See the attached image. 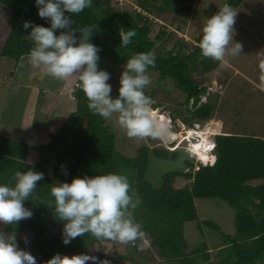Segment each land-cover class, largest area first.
<instances>
[{
	"label": "trees",
	"instance_id": "16d2710c",
	"mask_svg": "<svg viewBox=\"0 0 264 264\" xmlns=\"http://www.w3.org/2000/svg\"><path fill=\"white\" fill-rule=\"evenodd\" d=\"M112 1L93 0L91 8L72 17L73 28L77 30L85 26L95 28L91 42L101 49L99 68L108 72L116 68L122 74L128 59L140 52L153 51L157 57L156 67L150 68L149 74L158 75L160 81L174 82L187 97L185 111L189 117H183L184 126L191 128L197 122L207 125L216 112V104L206 97L210 87L207 77L223 64L201 58V32L198 37L192 32L196 44L189 43L184 37L179 38L178 47L163 55L155 51L156 42L151 38V16L156 13L157 17L153 19L164 26L174 24L170 16L177 17L180 20L175 27L182 30L180 22L196 12L190 4L193 0H137V5L147 15L136 13L135 17ZM244 1L226 0L225 4L235 10ZM193 19L196 22V17ZM25 21L49 26L38 16L35 0H0V57L12 60L14 67L28 56L34 46L26 37L30 29L24 30ZM121 29L125 32L134 29L137 33L127 48L120 46ZM176 32H164V35L176 39ZM79 35L77 33V37ZM111 85L113 97L118 96L120 80ZM74 96L78 104L76 112L63 127L51 133L47 144L33 147L0 135V183H9L16 171L29 168L45 174V179L37 183L35 198L25 202V206L34 212L33 217L15 227L16 232L35 233L33 242L27 245L22 240L18 242L21 248L37 258L38 264H46L58 253L69 257L87 254L100 261L104 259L105 246L115 247L116 242L100 241L90 234L64 245L61 237L63 222L56 220L52 209L47 207L53 202L50 189L54 183H71L75 178L107 173L128 175L134 198L140 200L135 220L141 224L162 264H264V138L214 133L210 141L216 144L213 149L216 163L200 167L197 171H194L192 163L185 160L187 156L183 152L155 150L153 155L157 159H171L190 167L189 172L175 171L163 175L161 186L155 188L145 181L151 162L149 149H141L136 159L123 156L116 148V134L106 125L104 118L88 110L87 99L80 87ZM149 96L154 99V92ZM200 96H203L202 105L192 111V100ZM171 113L175 119L180 118L178 113ZM30 152L38 155L34 165L28 163ZM178 179L186 180L184 187H177L175 182ZM204 198H221L236 211V234L234 237L222 234L224 244L217 248L215 259L208 243L204 241L196 248L185 237L186 223L199 218L195 200ZM204 225L221 232L220 226L212 222ZM199 229L202 230L201 225ZM12 230L11 226L6 227V231ZM143 243L138 240L136 249L139 250ZM128 259L135 263L133 257Z\"/></svg>",
	"mask_w": 264,
	"mask_h": 264
},
{
	"label": "clouds",
	"instance_id": "9594fccd",
	"mask_svg": "<svg viewBox=\"0 0 264 264\" xmlns=\"http://www.w3.org/2000/svg\"><path fill=\"white\" fill-rule=\"evenodd\" d=\"M35 6L38 16L49 26L36 25L31 21L23 24L25 31L30 29L26 37L34 45L28 53L33 68L41 69L61 81L76 78L79 85L72 90L74 100L77 102L74 95L80 87L87 99L88 110L106 121L115 116L116 123L129 139H151L165 146L180 139V133L173 128L172 115L154 108L155 100L146 94L152 83L149 69L156 67L157 57L153 51L137 53L127 60L120 76L118 96L113 97V87L109 83L111 74L99 68L101 49L91 42L95 28H73L72 17L91 8L93 0H35ZM237 14L232 6L225 4L215 15L207 18L199 41L201 58L223 64L227 56L241 55L242 44L233 39ZM150 20L153 18L150 17ZM136 36L134 29L126 32L121 29L120 46L127 48ZM260 69L264 73V63L260 64ZM261 80L264 81V75ZM199 124L202 130L208 125L197 122L195 126L186 128L185 132L193 127L197 130L190 133L191 138H188L183 154L189 158L197 156V166H213L217 160L213 152L216 144L210 141L212 133L208 135L206 131L198 130L201 128ZM176 151L175 148L173 152ZM64 174L67 175V172ZM44 179L43 172L29 168L16 171L9 183H0V264H38L30 251L20 247L15 227L33 217L34 212L25 206V202L35 198L37 183ZM134 196L126 173H107L75 178L71 183H54L50 189L53 202L47 207L52 209L56 220L63 222L61 237L64 245L90 234L97 240L121 245L144 241L139 246L140 251L150 240L135 220L140 200ZM5 226H11L13 230L5 231ZM22 239L25 245L29 243L27 236ZM147 246L146 249L152 248L151 242ZM89 261L92 264H108L106 260L99 261L87 254L69 257L59 253L46 264H89Z\"/></svg>",
	"mask_w": 264,
	"mask_h": 264
},
{
	"label": "rangeland",
	"instance_id": "374dc122",
	"mask_svg": "<svg viewBox=\"0 0 264 264\" xmlns=\"http://www.w3.org/2000/svg\"><path fill=\"white\" fill-rule=\"evenodd\" d=\"M112 3L118 4V8L121 10L131 12L133 17L136 16V13L145 15V12H140L141 9L138 8L137 0H114ZM225 3L226 0L224 2L223 0H193L190 4H192L193 9H196V12L193 11L186 20L180 22L183 26L182 30H177L175 27V24H179L180 20L177 17L170 16L171 23H174L172 26L170 24H165L164 26L163 24H158L159 22L155 19L151 20L153 25L151 38L156 42L155 51L162 55L166 54L172 49H176L178 47L176 45L177 40L183 37L189 43L196 44L195 38H192V32L195 37H198L199 33H202V28L207 18L215 15ZM235 11L238 14L234 25L233 39L235 42L242 44V52L237 57L227 56L226 62L207 77L210 87L208 89L209 94H206V97L208 101L216 104V112L214 118L209 121L204 130L208 132V135L211 132L212 134L223 132L264 138V81L261 80V76L264 73L260 69V64L264 63V0H245L242 6L235 9ZM154 17H157L156 13ZM195 17L196 22L193 19ZM175 31H177L176 39H171L164 35V32ZM157 37H159V40ZM14 69L12 60L0 57V135L19 133L17 128L20 124L24 125L23 119L29 108L28 99L31 96L29 91L22 90L20 87L14 88L11 85L13 79L11 74ZM113 69L109 72L111 74L110 84L116 83L121 76L116 68ZM150 77L152 83L148 87L147 93L152 95L154 92L156 103L153 107L159 108L161 112H167L168 116L172 115L171 111L178 113L180 118L176 119L175 123L172 122L173 128L181 135H186V127L183 124V117H189L186 112V95L176 88L174 82L160 81L158 75L150 74ZM67 81H69L68 87H72V89L79 85V81L76 78H70ZM54 86L56 89V85ZM70 97L72 100L74 99L73 96ZM44 99L49 104L56 101V97H52L50 100L48 98ZM58 114L62 116L59 117V122L63 121L66 123L71 113L61 111ZM116 120L117 118L113 116L111 120H107L106 125L116 134V148L123 156L136 159L140 156L141 149L144 147L149 149L151 162L146 172L145 181L150 183L151 186L159 188L161 186V178L167 173L175 171H183L185 173L190 171V167L184 166L181 162L172 161L171 159H157L153 155V151L161 149H167L172 152L176 148V152H183L187 142H173L165 146L163 143L152 141L151 139H129L118 126ZM51 125V121H46L41 127L46 130L54 127ZM48 131H53V128L47 129ZM46 143H48V139L46 142L44 141L33 147H39ZM177 144L180 146L176 147ZM29 156L28 163L36 164L38 161L37 153L30 152ZM196 159L197 156H192L191 158L187 156L185 159L194 165V171L201 167V165L197 166L198 161ZM202 164L206 165L205 163ZM175 183L177 187L182 188L187 182L186 180L178 179ZM195 204L199 218L198 221L186 223L185 237L187 242L196 248L204 241L208 243L211 255L215 259L217 248L224 244L222 234L233 237L236 234V211L221 198L196 199ZM205 222H212L220 226L221 232L206 227L204 225ZM200 225L202 230L199 229ZM6 227H4L5 231ZM24 236L28 237L29 242H33L35 233L17 232L18 240L23 241L22 237ZM136 243L138 241L128 245H121L116 242L115 247L109 244L105 246L104 259L100 261L106 260L108 264H162L161 259H158L157 253H155L153 248L146 249L147 245H150V241H146L140 251L136 249ZM131 257L135 259V263L128 259Z\"/></svg>",
	"mask_w": 264,
	"mask_h": 264
},
{
	"label": "crops",
	"instance_id": "0c3cea01",
	"mask_svg": "<svg viewBox=\"0 0 264 264\" xmlns=\"http://www.w3.org/2000/svg\"><path fill=\"white\" fill-rule=\"evenodd\" d=\"M145 14L147 15V13ZM151 17L153 18V16ZM27 57L28 56H24L15 67L11 85L14 88L20 87L22 90L29 91V95L31 96L28 99V105L31 109L28 108L25 114L23 119L24 125L20 124L17 128L19 133L14 135L10 133L2 134L1 136L27 145L36 146L39 143L46 142L47 139L49 142L51 133L65 124L63 121L59 122V117L62 116L58 113L61 111H68L71 113V116L76 112L78 104L70 97L73 89L72 87H68L69 81L57 80L44 73L41 69L36 70V68L31 66L29 60L26 59ZM54 85H56V89ZM52 97H56L55 103L49 104L44 99L48 98L50 100ZM46 121H51L54 126L51 127L53 131L47 132V129L51 128L44 130V127H41Z\"/></svg>",
	"mask_w": 264,
	"mask_h": 264
},
{
	"label": "water",
	"instance_id": "95a60500",
	"mask_svg": "<svg viewBox=\"0 0 264 264\" xmlns=\"http://www.w3.org/2000/svg\"><path fill=\"white\" fill-rule=\"evenodd\" d=\"M203 96L197 97L191 102V110L195 111L202 105ZM172 121L175 123V118L171 116Z\"/></svg>",
	"mask_w": 264,
	"mask_h": 264
},
{
	"label": "bare ground",
	"instance_id": "6f19581e",
	"mask_svg": "<svg viewBox=\"0 0 264 264\" xmlns=\"http://www.w3.org/2000/svg\"><path fill=\"white\" fill-rule=\"evenodd\" d=\"M201 131H206V130H201ZM207 132V131H206ZM190 133H192V132H190ZM190 133H188V136L187 137H185V135H181L180 134V139H178L177 141H175V143H181L182 141H184V142H187L188 141V138H191L190 137ZM212 133V132H211ZM207 134H208V132H207ZM214 134V133H213ZM209 137V136H208ZM183 142V143H184ZM206 155H208V156H210V153H206ZM201 161H203V163H205L204 162V160L203 159H201V158H199ZM210 162V161H209Z\"/></svg>",
	"mask_w": 264,
	"mask_h": 264
},
{
	"label": "built area",
	"instance_id": "2783aa9c",
	"mask_svg": "<svg viewBox=\"0 0 264 264\" xmlns=\"http://www.w3.org/2000/svg\"><path fill=\"white\" fill-rule=\"evenodd\" d=\"M140 11V10H139ZM141 12V11H140ZM77 87H78V85H77ZM197 124V123H196ZM196 124H194V126L196 125ZM200 126H201V128L200 129H198L199 131H201L202 129H203V127H202V125L201 124H199ZM195 130H197V129H195V127H193V129H191L190 131H186V135H185V137H187L188 136V133H190V132H193V131H195ZM212 164V163H211Z\"/></svg>",
	"mask_w": 264,
	"mask_h": 264
}]
</instances>
